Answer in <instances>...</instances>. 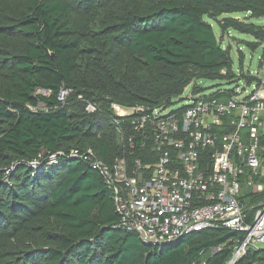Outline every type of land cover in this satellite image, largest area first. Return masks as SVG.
<instances>
[{
    "label": "trees",
    "instance_id": "16d2710c",
    "mask_svg": "<svg viewBox=\"0 0 264 264\" xmlns=\"http://www.w3.org/2000/svg\"><path fill=\"white\" fill-rule=\"evenodd\" d=\"M260 18L264 0H0V264H226L238 232L151 246L120 229L112 193L83 155L154 162L139 139L127 151L111 106L167 109L189 85L204 93L197 81H231V49L205 20L220 37L251 36L254 52L264 26L248 20ZM239 200L252 218L264 192ZM236 264H264V248Z\"/></svg>",
    "mask_w": 264,
    "mask_h": 264
},
{
    "label": "built area",
    "instance_id": "2783aa9c",
    "mask_svg": "<svg viewBox=\"0 0 264 264\" xmlns=\"http://www.w3.org/2000/svg\"><path fill=\"white\" fill-rule=\"evenodd\" d=\"M254 77L244 96L192 93L184 106L167 109L111 106L116 126L124 124L118 132L127 151L139 139L155 158L145 164L122 157L107 165L91 150L83 155L110 189L120 229L151 246L214 227L238 232L226 264L264 245V204L248 218L239 200L242 191L264 192V75ZM66 96L61 90L57 99ZM86 111L95 108L88 104Z\"/></svg>",
    "mask_w": 264,
    "mask_h": 264
},
{
    "label": "rangeland",
    "instance_id": "374dc122",
    "mask_svg": "<svg viewBox=\"0 0 264 264\" xmlns=\"http://www.w3.org/2000/svg\"><path fill=\"white\" fill-rule=\"evenodd\" d=\"M223 17L239 18L243 20V15H224ZM213 28V32L219 41H222L223 47H230V57L232 60V70L234 77L231 81H209L201 80L197 81L196 85L206 89V94H212L217 90L233 91L240 96L252 91V84H248L243 78L240 77V73L250 74V76L264 75V43H262L254 52L251 51L244 42L254 41L251 36L242 35L234 31L221 36V31L218 25L211 20L206 19ZM248 23L256 26H264V18L248 20ZM242 59V62H240ZM242 71V72H241ZM195 85H189L182 96L173 102L172 108L184 106L189 101L192 95L191 87ZM246 91V93L243 92Z\"/></svg>",
    "mask_w": 264,
    "mask_h": 264
},
{
    "label": "water",
    "instance_id": "95a60500",
    "mask_svg": "<svg viewBox=\"0 0 264 264\" xmlns=\"http://www.w3.org/2000/svg\"><path fill=\"white\" fill-rule=\"evenodd\" d=\"M257 250H254V249H249V251L248 252H256Z\"/></svg>",
    "mask_w": 264,
    "mask_h": 264
},
{
    "label": "crops",
    "instance_id": "0c3cea01",
    "mask_svg": "<svg viewBox=\"0 0 264 264\" xmlns=\"http://www.w3.org/2000/svg\"><path fill=\"white\" fill-rule=\"evenodd\" d=\"M240 18V17H239ZM238 17H237V19H239ZM245 18V16L243 17V19ZM261 248H264V245L261 247Z\"/></svg>",
    "mask_w": 264,
    "mask_h": 264
}]
</instances>
